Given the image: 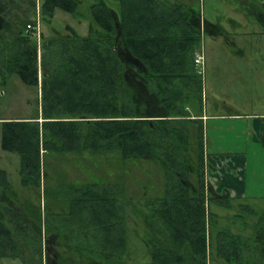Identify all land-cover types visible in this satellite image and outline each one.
Returning <instances> with one entry per match:
<instances>
[{"label":"trees","instance_id":"obj_1","mask_svg":"<svg viewBox=\"0 0 264 264\" xmlns=\"http://www.w3.org/2000/svg\"><path fill=\"white\" fill-rule=\"evenodd\" d=\"M22 1L27 6L20 22L26 30L28 22L35 25L29 15L35 2L21 0L19 5ZM85 1L90 9L87 33L80 35L69 25L62 32L52 31L43 45L39 111L2 119L1 148L19 155L21 183L34 189L40 188L44 153L115 157L124 167L131 164L140 170L145 164L148 175L153 168L161 182L141 183L147 192L148 220L154 225L148 236L156 235L148 237L150 264H207V224L216 216L209 204L256 210L244 201L234 203L224 194L207 192L200 118L203 78L194 62L202 41L199 7L194 0H117L114 10L104 0ZM38 5L43 19H50L56 8L80 15L76 0H39ZM18 7L13 0H0V13ZM34 31L15 33L0 47V74H16L30 86H38ZM191 124L197 130L195 161L190 154ZM124 180L121 175L74 187L60 182L62 190L55 188L52 198H66L70 209L49 214L48 230L65 233L63 223L69 224L67 238L81 264H117L127 257V208L133 206L138 215L140 209L127 198ZM14 196L7 172L0 168V198ZM0 206V256H16L14 237L34 231L12 208ZM262 214L257 219L261 228L253 229L254 245L250 237L222 232L227 236L218 235L216 253L231 264H264L257 236L264 232ZM34 216L38 227V212ZM256 250L258 259L242 258L244 252Z\"/></svg>","mask_w":264,"mask_h":264},{"label":"rangeland","instance_id":"obj_2","mask_svg":"<svg viewBox=\"0 0 264 264\" xmlns=\"http://www.w3.org/2000/svg\"><path fill=\"white\" fill-rule=\"evenodd\" d=\"M76 1L80 12L78 17L56 8L50 19H43L39 13V0H34L35 6L31 7L29 15L35 19V25L33 22L28 23L38 28L37 32L31 34L37 45L38 86L24 84L16 74H0V121L31 117L38 113L44 42L53 37L52 31L62 32L66 25L71 26L80 35H85L88 31L89 5L85 0ZM104 1L109 7L118 10L117 0ZM170 1L189 2L190 0ZM194 2L199 7L201 20L206 22V28H201V49L197 51L202 54L203 60L202 65L197 66L202 70L203 78L205 111L203 110L202 114L204 112L209 115L203 123L204 153L206 154L207 150L209 153L228 151L226 156L234 154L241 167L243 180L247 181L248 186L249 196L242 200L244 201L242 203L256 210L254 213H249L245 209L241 211V208H236L237 204L231 210L213 202L209 204V211L216 216L207 224L206 262L231 264L216 253L218 235L225 238L227 234L222 235V232H232L240 234L244 239L251 238L254 227L260 229L262 226L257 219L264 211V146L255 138L254 130V118L259 119L260 122L264 120V20L259 18V15H264V0H253L255 6L251 4V8L240 6V0H194ZM26 6L27 4L23 2L15 9L14 14L19 16L18 19L23 16ZM250 9H252L251 14ZM236 23L238 25H235ZM261 124L264 127V122ZM1 128L0 122V168L7 172L8 180L15 190V197L29 200L39 209L42 216L46 211H49L52 217L54 214H66L70 209L69 201L65 198L59 196L52 198L55 188L62 190L58 187L60 182L74 187L86 182H97L99 179L102 181L107 178L112 181L124 175L126 196L136 205L135 210L141 208L139 201L143 192L141 183L157 186L161 182L159 175L155 174L157 171L153 168L150 169L154 171L152 175L144 171L148 168L145 164L137 170L131 164L124 167L115 157L100 154L71 153L54 156L44 153L40 188L25 187L21 183L19 155L1 148ZM196 132L195 125L191 124L189 142L193 161L196 160L197 155ZM227 165L229 164L225 162L226 167ZM206 167L205 165L204 171ZM135 179H138V182L134 181ZM59 193L62 194V191ZM50 222L56 223L53 218ZM63 225L66 226L65 233L68 234L69 224L63 223ZM126 225L127 257L117 264H150L151 257L146 251L148 249L140 239L144 226L141 225L140 218L134 214V207L131 205L127 208ZM260 234L264 235L263 232ZM250 238L248 240L252 246L255 238L252 237V240ZM255 245L258 247V244ZM258 256L260 253L257 250L254 253L250 251L242 254L243 259L252 257L258 259ZM0 264H25V262L17 256H0ZM107 264H115V262L110 261Z\"/></svg>","mask_w":264,"mask_h":264},{"label":"flooded vegetation","instance_id":"obj_3","mask_svg":"<svg viewBox=\"0 0 264 264\" xmlns=\"http://www.w3.org/2000/svg\"><path fill=\"white\" fill-rule=\"evenodd\" d=\"M13 1L17 6H19L20 0ZM14 11L15 9L11 8L7 9V12L5 13H0V47L4 45V42L10 40L9 37L15 36V33H18L20 36H25L28 31L27 29L23 30L22 22H20V19H18L19 16L14 14ZM251 11L252 10H249L250 14ZM249 16L252 17L251 15ZM263 16L264 15H259V18L262 19ZM202 27H204V29L206 28V22L201 20V28ZM195 65L199 66L197 64ZM199 72L202 74V70H199ZM203 101L204 99L202 93V104ZM202 117L203 116H200L201 119ZM27 187L29 188L30 186ZM146 194L147 192L144 191L141 193L140 215L136 213L134 214L140 218V223L142 226H144V231L140 239L141 243L148 249L146 251L150 253V249H152V247L148 243V237L153 235V237H156V235L150 231L151 235L148 236L149 227L151 226L150 229H153L154 225L153 223H149L148 220L149 205L146 200ZM1 200L4 201L2 202ZM0 202L5 203L6 206L17 212L18 215L23 218V221L26 222L28 228L34 231V233H31V231H26L23 235L17 234L16 237H14V245L18 250V254L16 256L22 258L25 264H81L77 259H75L73 244L68 241L67 234L64 232L57 234L54 231L48 230L46 222L47 218L49 219V211H46V213L42 216V213H40L39 209H37V207L29 200L27 201L18 197L16 198L15 196L13 197V200L0 198ZM37 212L40 216V222L38 227H35L34 225L36 224L37 220L35 219L34 213L36 214ZM15 224L17 223L13 222L14 226ZM258 233L259 234L257 236H259V242H261L262 246L264 247V235L260 234L262 233L261 231ZM32 241L34 244H31Z\"/></svg>","mask_w":264,"mask_h":264},{"label":"crops","instance_id":"obj_4","mask_svg":"<svg viewBox=\"0 0 264 264\" xmlns=\"http://www.w3.org/2000/svg\"><path fill=\"white\" fill-rule=\"evenodd\" d=\"M251 4H253V0H240L239 2V5L242 7L248 6L251 8ZM262 20H264V16L262 17ZM235 25H238V23ZM202 116V121L204 123V121L208 119L209 115H206L203 112ZM262 122H264V120ZM262 122H260L259 119L254 118L255 138L259 140L262 146H264V139L262 138L264 137V127L263 124H261ZM226 152L209 153L206 150V154L204 153V162L207 166L204 172L205 178L209 183L207 192L215 195L224 194L225 196H228L233 202L235 201L234 203H238L242 200H245L249 196L247 193V181L245 182L243 180L241 175V167L238 165V160L234 158V154L226 156ZM222 157H224V159H221ZM225 162L229 164L227 167L225 166Z\"/></svg>","mask_w":264,"mask_h":264},{"label":"built area","instance_id":"obj_5","mask_svg":"<svg viewBox=\"0 0 264 264\" xmlns=\"http://www.w3.org/2000/svg\"><path fill=\"white\" fill-rule=\"evenodd\" d=\"M26 29L27 30H35L34 32H37L36 30H38V28L36 27V26H33L32 27V25L31 24H27L26 25ZM195 64H197V65H201L202 64V54H200V53H197L196 54V56H195Z\"/></svg>","mask_w":264,"mask_h":264},{"label":"water","instance_id":"obj_6","mask_svg":"<svg viewBox=\"0 0 264 264\" xmlns=\"http://www.w3.org/2000/svg\"><path fill=\"white\" fill-rule=\"evenodd\" d=\"M41 121V120H40Z\"/></svg>","mask_w":264,"mask_h":264}]
</instances>
